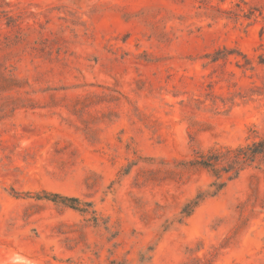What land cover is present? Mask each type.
Here are the masks:
<instances>
[{
  "label": "rangeland",
  "instance_id": "obj_1",
  "mask_svg": "<svg viewBox=\"0 0 264 264\" xmlns=\"http://www.w3.org/2000/svg\"><path fill=\"white\" fill-rule=\"evenodd\" d=\"M0 264H264V0H0Z\"/></svg>",
  "mask_w": 264,
  "mask_h": 264
},
{
  "label": "trees",
  "instance_id": "obj_2",
  "mask_svg": "<svg viewBox=\"0 0 264 264\" xmlns=\"http://www.w3.org/2000/svg\"><path fill=\"white\" fill-rule=\"evenodd\" d=\"M258 146H260V144L259 145H254V147L255 148H257ZM251 150V149H250ZM239 152H242V150H239ZM260 152H258V151H255V152H253V154H259ZM205 166L207 167V168H211V167H213V165H211V164H207V163H205ZM58 198V197H57Z\"/></svg>",
  "mask_w": 264,
  "mask_h": 264
}]
</instances>
